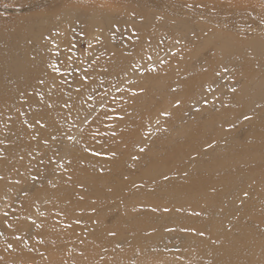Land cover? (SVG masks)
Returning <instances> with one entry per match:
<instances>
[{"label": "bare ground", "instance_id": "obj_1", "mask_svg": "<svg viewBox=\"0 0 264 264\" xmlns=\"http://www.w3.org/2000/svg\"><path fill=\"white\" fill-rule=\"evenodd\" d=\"M142 1L27 14L0 41V264H163L181 254L183 264H264V182L246 165L264 143H239L249 131L264 138V38L247 30L251 20L227 23L228 33L216 24L238 0ZM99 29L103 45L87 58L79 43ZM93 61L106 68L102 88L85 70ZM191 84L203 86L177 112V90ZM110 95L122 100L102 122L131 111L118 136L134 139L130 151L81 155L75 141ZM242 100L239 113L225 108ZM247 116L251 128L229 126ZM195 122L192 150L158 149L162 126L187 137ZM82 167L90 173L79 176ZM20 190L27 198L12 206Z\"/></svg>", "mask_w": 264, "mask_h": 264}, {"label": "rangeland", "instance_id": "obj_2", "mask_svg": "<svg viewBox=\"0 0 264 264\" xmlns=\"http://www.w3.org/2000/svg\"><path fill=\"white\" fill-rule=\"evenodd\" d=\"M218 2H222L223 0H217ZM227 1V0H225ZM47 2V3H46ZM141 3L143 2L142 0H69L67 2L59 3L58 0H0V41H3L7 39L5 37L6 32L11 30L17 23H23L24 18L27 14H36V13H47V14H53L54 19H59L58 12H60L61 9L66 8V7H75V8H80L82 10H101L105 8H119V9H124L127 6H130L131 4L135 3ZM232 2V1H229ZM214 4V3H213ZM235 14H230L227 13V17L223 19H219V22L216 23L218 26L221 27L222 30L225 32H231L229 29L224 28V26L229 23H237L239 25L242 24V22H246V20H251L249 24V30L250 33L255 34V35H262L264 38V0H238L237 5L235 8ZM118 18V17H117ZM98 35H95L93 39L95 41L93 43H89V41L83 39L80 41L79 46L82 50V52L85 54L87 58L90 56H93L94 53L96 52V49L101 47L103 45V31L99 29ZM247 32V33H249ZM242 33V32H240ZM84 37H86V34H82ZM241 34H238L240 36ZM6 41V40H5ZM65 40H63L62 45L60 50L64 49L66 47ZM181 48H178L174 54H172L170 57H168L165 61L162 62L164 63H170V61L176 60V56L180 53ZM101 52V51H100ZM100 54V53H99ZM102 55H98L96 61L100 59ZM246 56V55H245ZM247 57V56H246ZM177 63V62H176ZM175 63V64H176ZM251 64V63H249ZM102 71H101V70ZM85 70L88 71V74H90V78H95L97 81V85L99 88H102L101 82H104V77L103 73L105 72L106 68L104 66L100 67L98 64H96L95 61L90 63L88 66L86 65ZM68 72L67 70L64 71V73ZM182 76L184 77H189L193 75L192 71H182L181 72ZM245 75L247 76V73L241 72L240 76ZM180 77V74H179ZM177 81L176 79H171L168 81V84L175 83ZM203 85H193L191 86L187 85H182L179 87L177 90L179 99L175 103V108L177 112L181 110L182 108H185L186 102H187V96L188 94H192L193 92H196L202 88ZM178 88V87H177ZM104 91H109L108 86L104 87ZM186 92V93H185ZM122 100L117 95H110L108 98L106 104H104L94 115L93 117L85 124V126L82 129L81 135L78 138V140L75 141L74 146L79 150V153L81 155H91L92 158L95 157H104V158H109V157H114L115 155H123L126 154L130 151V147L132 146L134 139L130 140L131 137L129 136L127 140H122L123 138L118 137L120 133L126 129V122L123 120L127 121L128 124L130 123V119L125 116L129 114L131 111H128L126 114H118V117L116 113L114 115L117 117L116 122H113L110 125H105L102 122V117L103 113L105 112V108H111V105L113 103H120L119 100ZM246 101L242 100L240 101L236 106H230L225 104V108L231 109L235 111L236 113H239L246 108ZM114 107V106H113ZM112 111V110H111ZM116 111V109H114ZM139 114V113H138ZM193 119L187 120V122H191L192 120H195L194 117ZM244 121H239L238 123H232L229 126H246L247 129L251 128L253 123L255 121L250 120V116H247L243 119ZM104 121V120H103ZM43 125L46 124V122L42 123ZM200 122H195L191 124V129L190 134L187 137H174V138H168L166 134L163 132H166V127L162 126L159 131V135L156 138V143L158 149H162L164 151L165 149L173 148L174 151L176 152H181V151H190L192 150L190 147L194 146L195 143L199 141L197 139L195 131H197L200 127ZM136 128L138 129L139 126L137 125ZM134 131V129H131ZM256 134L251 133L249 131L248 135H243L239 140L240 144L242 143H264V138H258L255 136ZM57 139V138H56ZM243 146V145H242ZM170 148L168 150H170ZM160 152V153H167L165 152ZM86 157V156H85ZM264 157L262 159H258L255 156L250 155L249 158L247 159V167L248 168H254L256 171V180L259 182H264V165L262 164L264 162ZM70 158L67 162H70ZM42 163H45V161H42ZM88 164H91V162H87ZM109 166H113L116 164V162H110L108 163ZM89 170L86 168H80L77 170V174L79 176L81 175H86ZM78 176V175H77ZM255 184H253L254 186ZM262 186L259 185V187L256 188L257 194L256 198L257 200L263 199V193L264 189L261 188ZM22 190L18 191L17 194H20L19 197L15 196L12 200V206L14 203L24 202L25 199L27 198V191L21 192ZM26 196V197H25ZM17 197V199H16ZM24 204L22 205V208L14 209V208H6L5 212L2 214L6 217L9 218L11 215L14 213L18 212L19 214L23 213L27 207V205L23 208ZM16 207V206H15ZM9 212V213H8ZM8 213V214H7ZM12 213V214H11ZM101 243L99 242H94L91 244H88L90 248H94L96 246H100ZM186 255V254H185ZM184 254L181 255H171L167 258V261L163 264H183V258L185 256ZM160 264V263H158Z\"/></svg>", "mask_w": 264, "mask_h": 264}]
</instances>
